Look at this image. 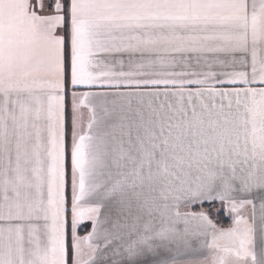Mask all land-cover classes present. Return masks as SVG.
<instances>
[{"label":"snow or ice","instance_id":"snow-or-ice-1","mask_svg":"<svg viewBox=\"0 0 264 264\" xmlns=\"http://www.w3.org/2000/svg\"><path fill=\"white\" fill-rule=\"evenodd\" d=\"M0 264H264V0H0Z\"/></svg>","mask_w":264,"mask_h":264}]
</instances>
